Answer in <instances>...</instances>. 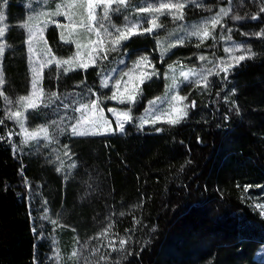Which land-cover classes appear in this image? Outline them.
<instances>
[{"label": "trees", "instance_id": "trees-1", "mask_svg": "<svg viewBox=\"0 0 264 264\" xmlns=\"http://www.w3.org/2000/svg\"><path fill=\"white\" fill-rule=\"evenodd\" d=\"M35 1L7 0L3 8L8 47L0 91L13 104L0 97V264H264V216L256 207L264 205V36L254 35L264 29V13L251 18L259 0H186V22L222 7L233 11L214 39H186L162 60L151 53L155 43L183 19L164 16L157 31L132 36L108 53L112 59L125 49L148 53L160 70L141 84L136 113L163 91L165 65L180 60L199 68L218 57L221 31L255 53L205 84L184 83L180 93L190 107L181 123L142 129L128 123L122 134L73 135L65 114L100 88V71L91 66L64 73L51 65L42 75L46 98L27 113L30 128L53 117L50 139L21 144L18 125L5 112L14 111L16 98L31 86L20 23L27 3ZM141 2L133 0L124 15ZM124 15L112 17L120 23ZM45 36L56 56H73V45L59 40L55 26ZM9 132L17 135L9 139ZM121 237L126 258L109 247L119 248Z\"/></svg>", "mask_w": 264, "mask_h": 264}, {"label": "snow or ice", "instance_id": "snow-or-ice-1", "mask_svg": "<svg viewBox=\"0 0 264 264\" xmlns=\"http://www.w3.org/2000/svg\"><path fill=\"white\" fill-rule=\"evenodd\" d=\"M147 3V0H145ZM188 3H195L196 0H187ZM133 0H69V2L65 5L57 4L56 11L55 12H44L40 13V16L43 17H53V16H64L67 20V24H58L57 27H60L62 29H65L67 31V36L61 35V39L65 40L67 42L72 41V36L74 34L78 33L79 29H86L88 32L94 33L97 37L96 40L90 41L89 45H81L78 41L76 42V48L77 51L74 54V56L69 57L67 59H58L56 56L51 55L52 50L48 48L45 55L50 56V58L46 61V63L41 64V68L46 67L47 65H51L55 63L57 69L63 68L64 73H68L69 71L79 67L83 69H87L90 65H94L97 62V58L99 59H107L106 53L108 51H116L117 47L121 45L123 41L129 40L132 36L138 35V34H144V33H152L154 29L162 27L161 24L157 23L158 19L161 16L164 15H170L173 19H184V13L183 10L187 6L186 3L179 2H172V0H168V2H158V3H148L146 7H138L137 12L143 13V14H152V18L149 21L150 27L142 28V31H137L142 26L138 23H133L131 26H128L127 24L123 27H117L115 24L112 23V15L113 14H119L124 15L126 10L132 5ZM260 7L256 14L252 15V19H258L261 13H264V0H259ZM7 0H4L3 5H0V21L5 20V15L3 12V8H6ZM102 8V15H97L96 9ZM74 9H83L85 15H81L79 21L74 19V17L77 16V12L74 11ZM233 9L231 7L229 8H220L219 12L213 16L208 18L204 21L203 24L196 26L193 31L188 33L191 36H196L203 41L204 39H207L211 33L209 32L208 25L211 24L212 28H216L217 25H221V20L223 17L229 16V13L232 12ZM34 18L29 17V20H32ZM124 19L127 20V15H124ZM139 19V17H137ZM144 20H147V16L145 15L143 17ZM233 20H242L244 17L240 15H233L231 17ZM98 25L95 26L94 25ZM48 23H56L54 20H45L44 24L45 27H47ZM23 28H26L28 31V37H27V43L29 45L28 52L33 53L32 44L36 40H43V29L40 28L38 25H34L32 23L26 22L22 25ZM114 29L118 35H113V31H110L109 29ZM229 31H231L229 29ZM6 28L0 27V38H3L5 36ZM103 32V36L106 38H110L108 40H105L101 38ZM254 35L261 37L264 36V29H262L260 32L254 33ZM227 39H231V37H227ZM45 46L47 47V41H44ZM106 43L111 44V48H107L105 45ZM159 41H157V44L159 46ZM177 43H183L182 40L177 41ZM90 51L88 52V59L84 60L82 57V52L80 49L82 47H89ZM6 47H8L3 40H0V56H2L6 50ZM241 45H236L234 47L225 48L224 51L228 53H232L234 51H239ZM162 51H166V49H161ZM34 54V53H33ZM255 56V53L252 52L250 49H245L244 54L239 56H230L229 61L227 63H223L220 65H217V68L219 69V72L228 73L233 67L239 65L242 61L246 59H251ZM95 57V58H94ZM200 59H205V57H200ZM64 65H67V67H64ZM145 66H151L150 61L147 56L139 58L135 64L133 65V68L129 70V72L124 73V75L129 77L128 81H124V91H120V85L121 80H117L115 87L117 91L113 92L110 99L112 100H119L121 103H125V101L129 103H135L138 99L139 93L142 91L140 89V84L144 83L146 80L151 79L152 76L156 75L155 69L153 68V71L148 73L144 72L143 68ZM139 70V76L137 77L138 82L131 84V88H129V84L132 80V73ZM215 70L209 71L208 75H212V72ZM32 73V79H31V91L27 95H21L18 97V99L15 101L17 105L20 106V109L22 110H16L12 111L11 109L7 110L5 112V116L9 120H14L20 129L19 135H22V139L20 141L21 144H28L30 141L38 140L39 138L43 137L45 140L50 139L49 135V129L47 126H38L35 130H29L28 127L25 125L26 121V115L25 113L28 110H35L37 109L41 103L44 102L45 92L42 87H40V83L42 80V76L40 71L33 66L31 68ZM195 73L192 71L189 72H181L180 75L184 78V80H188L190 76L194 75ZM218 74V73H217ZM201 80L207 81V76L202 77L201 79H198L195 81L197 85L201 83ZM5 84V78L4 73L2 70H0V86H3ZM101 85L103 87H108V79H102ZM176 85L175 79L173 80L172 86L174 87ZM207 86V85H205ZM51 97H57L56 92H51ZM0 97H3L4 102L6 104H13V100L9 99L3 91H0ZM160 99V98H157ZM187 97L180 96V95H172L171 101H169V111L173 114L171 118H169L166 122L170 125H176L182 122L184 118L188 116L187 109L190 107L188 104H183L181 107L180 104L184 100H186ZM157 101H150L151 104H155ZM192 107H195V102L192 103ZM66 107V105H65ZM89 110L88 104H81L79 108H76L75 111H79L82 113H85ZM98 110V101L92 100L91 101V113L93 116L96 115ZM99 111L102 113L103 109H99ZM109 112L113 113L116 117V129H112L111 122L108 121L106 118H104L102 115L100 117V120L102 123L99 124V128L95 129L93 134H100V133H107L112 131H118L123 133L125 131V123L131 122L133 117L131 116V110L126 111H118L114 108H109ZM164 115H167V113H163ZM160 116H155L153 119H145L143 117L140 118V125L139 127L142 129L145 124L151 123L155 124L158 120H160ZM88 120L87 116L83 117V120H78L77 123L71 125V132L73 135H84L85 133L80 130L81 125ZM0 123H3V121H0ZM94 126L96 123H99V121L93 122ZM157 132L161 131L160 128L156 129ZM13 135H17V133L9 132L7 134L8 138L10 139ZM0 139H4L3 136H0ZM67 147V146H65ZM65 155H68L67 152L64 153ZM73 167L75 165H72ZM57 171H60L58 168ZM25 183L27 184V180H25ZM247 191V188L245 189ZM257 208L262 209L261 215L264 216V205L262 204H256ZM45 219H48L47 216H45ZM53 224H56L57 221L53 220ZM101 235H106L105 233H102ZM127 241L121 237L119 239V248H116L114 244H109V247L114 252H120L122 258H126L124 254L125 245ZM95 251H99V249H95ZM131 253H128L130 255ZM77 252H73L72 256H77ZM59 257L57 256V259ZM102 260H106V256L100 257Z\"/></svg>", "mask_w": 264, "mask_h": 264}, {"label": "rangeland", "instance_id": "rangeland-1", "mask_svg": "<svg viewBox=\"0 0 264 264\" xmlns=\"http://www.w3.org/2000/svg\"><path fill=\"white\" fill-rule=\"evenodd\" d=\"M69 2V0H36L35 2H28L27 3V7L30 9V11H28V14L26 15L25 19L23 22L20 23V26L22 27V25L26 22L32 23L34 25H38L40 28H42L43 31V36L44 39L43 40H36L33 42L32 44V48H33V53H29L28 52V43H27V37H28V31L26 28L24 29V32L26 34V39H25V45H26V50H27V59H28V67H29V71H30V77L32 79V73H31V68L33 66H35L41 73V76L43 75V70L46 67H49L51 65H55V63L51 64V65H47L46 67L41 68V64L42 63H46V61L50 58V56L45 55V53L47 52L49 45L47 42V47L45 46L44 41L46 40V30L47 28H49L50 26H55L58 32V37L59 40L65 43H71L74 47V54L77 51L76 48V42L78 41L81 45H89L90 41L96 40L97 37L94 33L88 32L86 29H79L77 34H74L72 36V41L71 42H67L65 40L61 39V35L63 33V35L67 36V31L65 29H62L60 27H57V23L58 24H67L68 20L64 17V16H53V17H43L40 16V13H44V12H55L56 11V6L57 4H61V5H65ZM159 2H162V0H160ZM180 2L182 3H187L186 0H180ZM148 3H139L137 6L134 7V9H132L131 11L129 10L127 15H131V18L125 20L124 18L120 21V23H117L113 20L112 17V23L115 24L117 27L123 28L126 24L128 26H131L133 23H138L140 24L142 27L140 29H138L137 31H142V28H147L150 27V23L149 21L152 18V14H143V13H138L137 9L138 7H146ZM33 9H36V11H32ZM220 9V8H219ZM218 11L211 16L208 17H204L201 19H196V20H188L187 22L183 19L179 25L177 26L176 29H174L175 31H173V33L171 34L170 31L167 34V37L159 39V46L157 43H155V47L157 49V53L152 50L151 53L156 55L157 58L155 60V62L158 60H162V58H164L165 55H167L170 50L174 47L175 44H178L177 41H185L186 39H191V38H197L199 40H201L199 37L196 36H191L188 33H190L191 31H193L195 29L196 26H199L201 24L204 23L205 20H207L210 17L215 16ZM74 11H76L78 14L76 17H74V19H76L77 21H79L80 16L81 15H85L86 13H84L83 9H74ZM3 12H5V9H3ZM97 15H102V8H97L96 9ZM5 15V13H4ZM147 16V20H144L143 17ZM167 16V15H164ZM161 16L157 23L161 24L159 20H161L162 17ZM29 17H32L34 19L29 20ZM137 17H139V19H137ZM168 17H171L170 15H168ZM223 19V18H222ZM45 20H54L56 23H48L47 27H45L44 21ZM175 20V19H174ZM177 20H181V19H177ZM114 21V22H113ZM222 22V20H221ZM95 25V22H94ZM98 26V25H95ZM219 25L216 26V28H212L211 24L209 23L208 28H209V32L211 33V35L208 37L209 38H215L216 37V33H217V28ZM0 27H5L6 30L8 28L5 20L4 21H0ZM161 28V27H160ZM154 29L153 32L157 31L158 29ZM178 29V30H177ZM110 31H113V35H118V33L115 32L114 29H109ZM152 32V33H153ZM6 33V32H5ZM150 33V34H152ZM221 40L222 43V51L220 53V55L216 58H210L208 63L206 64L204 67H191V66H187L185 65L182 61L180 60H176L173 61L167 65H165V70H162L161 72L163 73L165 80H166V84L165 87L163 89V91L158 94L155 97H152L147 103L146 106L139 112L136 113L135 111V107L137 106L138 103V99L136 100L135 103H129L127 101H125V103H121L119 100H112L110 99V97L112 96L113 92L117 91L115 84L117 80H121V85H120V91L123 92L124 91V81H128L129 77L124 75V73L129 72L130 69L133 68V65L135 64V62L144 56H147L149 61H150V65L151 66H145L143 68L144 72H152L153 68L155 69L156 75L159 73L158 71H160L158 68L155 67L154 61L151 59V55L148 53H145V55H140L138 53H136V51L134 49H125L122 52H120V54L118 56H116L114 59L109 57V52H118L119 49L121 48V46L126 42L123 41L121 43L120 46L117 47L116 51H108L106 53L107 55V59H99L97 58V62L94 65H90L91 66H95L100 72H99V89L95 92H92L90 95V99L87 101V99H84V103H78V105L75 107L79 108L81 104H88L89 105V110L85 113L79 112V111H75V109L69 110V112L71 113H67L65 114V119L70 120V124L73 125L75 123H77L78 120H83L84 116L88 117V120L86 122H84L81 125L80 130L83 131L85 134H93L95 129L99 128V124L102 123V121L100 120L101 115L106 118L108 121L111 122L112 125V129L115 130L116 129V117L113 113L109 112L108 109L109 108H114L117 109L118 111H126V110H131V116L133 117L131 122L128 123H132L134 125L139 126L140 125V118L143 117L145 119H153L155 116H160V120L157 121V123H162V122H166L169 118H171V116L173 115L170 111H169V101H171V97L172 95H181L180 93V89L181 86L184 83H188V82H195L198 79H201L204 76H207V81H209V78L211 76H218L221 72H219V69L217 68V65L223 64V63H227L229 61V57L230 56H239L244 54V51L242 50V47L240 48L239 51H234L232 53H228L225 52L224 49L225 48H229V47H234L236 45H241L238 42H234V40L232 39H227V34L225 32H222L219 34L218 36ZM5 36L3 38H0V40H3V42L6 44L5 42ZM101 38L108 40L110 38H106L103 36V32H102V36ZM47 41V40H46ZM7 45V44H6ZM107 48H111V44L110 43H106L105 45ZM242 46V45H241ZM7 48V47H6ZM161 49H166V51H162ZM80 51L82 52V57L84 60L88 59V52L90 51V46L89 47H82L80 49ZM73 54V56H74ZM51 55L56 56L53 52H51ZM58 59H66V58H61L56 56ZM72 57V56H71ZM2 58L3 55L0 56V70H2ZM95 58V57H94ZM214 59V60H212ZM108 61V62H106ZM56 66V65H55ZM64 67H67V65H64ZM63 71V68H60ZM75 69H79V67L75 68ZM83 69V68H80ZM74 70V69H73ZM211 70H215L212 72V75H208L209 71ZM192 71L195 74L190 76L188 80H184V78L180 75L181 72H189ZM218 73V74H217ZM139 76V70L135 71L132 73V80L131 83L129 84V88H131V84L133 83H137V77ZM153 77V76H152ZM108 79V87H103L101 85V80L102 79ZM175 79L176 81V85L173 87V80ZM147 81V80H146ZM42 82V80H41ZM200 84H205V81L201 80ZM40 87H41V83H40ZM140 89H141V84H140ZM31 91V86L29 89V92L27 94H29ZM26 94V95H27ZM160 98V99H157ZM18 99V97L16 98V100ZM92 100H97L98 101V110L95 116L92 115L91 113V101ZM157 101L155 104H151L150 101ZM15 104V110H22L20 109V106ZM42 104V103H41ZM180 106H183V102H181ZM63 109L65 108L64 105H62ZM99 109H103V112L101 113L99 111ZM29 112V110L25 113L26 117H27V113ZM163 113H167V115H164ZM28 118V117H27ZM27 118L25 121V125L26 127H28V129L31 130H35L37 129L38 126H47L49 129V135H50V127L51 124L53 122V117L48 118V122L35 126L34 128H30L27 125ZM99 121V123H96L94 126L93 122ZM125 123V126L126 124ZM17 124V123H16ZM18 125V124H17ZM153 126L156 125L155 124H145L144 126ZM71 127V126H70ZM18 130L19 126H18ZM121 133L118 131H112V132H107L109 133ZM100 134H104V133H100ZM122 134V133H121ZM83 136V135H82ZM40 140H45L43 137L39 138L38 140H34V141H40ZM261 257L260 253L256 254V257Z\"/></svg>", "mask_w": 264, "mask_h": 264}]
</instances>
